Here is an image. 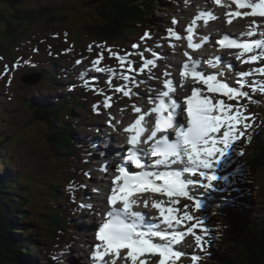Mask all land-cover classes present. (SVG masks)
I'll return each mask as SVG.
<instances>
[{
	"label": "rangeland",
	"instance_id": "1",
	"mask_svg": "<svg viewBox=\"0 0 264 264\" xmlns=\"http://www.w3.org/2000/svg\"><path fill=\"white\" fill-rule=\"evenodd\" d=\"M51 1L57 0H42L39 1V3L43 4ZM63 1L64 3L67 2V0ZM172 3L176 4L175 2ZM205 3L207 4V2ZM173 4L164 3V8H160L156 14L157 19L159 18L161 22L164 23L163 20H168L165 21V26H171L169 23L173 18L171 14L174 8H176L172 7ZM179 5L183 6V4ZM24 6H26V8H32L34 6L38 7L39 5L33 2H28V4ZM7 10L9 11L10 8H7ZM250 14L264 17V10L254 11L252 8L247 9L245 15L240 17V22H234L235 27L239 26L240 29H248V16ZM87 18V16H84L83 21H80V18L77 20L69 19V21H66L67 26L63 25V19L61 17L58 18L61 21L59 28L69 33L71 43H77L73 49L78 46L85 47V45L87 46V49H89L86 50V54H83L82 56H77L76 54V56H74L73 53L69 52L68 48H63V46H61V43L66 39L61 37L63 30L60 29H58L57 32L43 33L41 36H30L28 32H32L33 28H26L23 31V36L13 44L5 46L9 51L8 60L2 62L0 74L4 85L8 87L6 89L8 91L1 92L3 93L1 98L3 99L4 104H7L8 112L6 115L8 114L9 117L4 119V126L1 129L2 136L6 137L3 145L7 147L5 152L7 156L10 157L12 161L18 163V167L21 170H25L26 179H31V182L34 183L33 188L30 186L27 191L29 192V200L31 199L33 202V205H29L28 209L30 211L32 210V213L35 215L40 214V210L45 205L42 197L50 195L52 190L51 185H54L57 181L56 178L58 177L60 181L63 178L64 175L62 174V171L67 166V160L63 157L60 159L56 157L55 151H53L51 145L46 139L45 128L39 124L31 122L29 114L30 105H28V103L35 96L39 97L45 94H50V96L60 95L62 92H54L55 90L52 92L46 90L43 91L44 89H42L40 83L36 86L23 85L17 80L16 70L23 72V74L31 73L29 72L31 70L29 65L32 59L46 58L50 61H56L60 66L59 69L70 67L73 73H75V76L66 74L68 77L61 80L60 83H63L65 86L82 83L78 82L79 80H84L82 77L87 80L88 78H91L97 82L99 80L102 81L101 83L104 86L98 88L97 92L90 94L89 101L86 105L79 108V110H74V114L80 113L84 115V118L86 119L81 123L83 127H76L75 132L79 133L80 137H92L98 134L104 135L105 133L112 134L113 128H115L113 121L117 118V121L121 123V120L124 117V114L120 116L116 112L122 111V109L129 106H136V104L138 105L137 107H140V105L145 104V102L150 105L153 102H157L156 98L162 92L166 91L165 75L160 77L157 72L153 74L150 70L145 71L147 69L146 66H149V62L153 63V61L144 60L141 62L139 57L140 54L137 51L139 49H143L147 53H151V51L149 50V47L144 46L140 41V39L143 38L140 33L136 35L131 34L127 37L126 41L116 42L115 45H111L112 43L89 38L86 34L80 32ZM261 24L264 25V21ZM255 25L256 27L250 28L246 35L257 34L260 31L257 28L259 23H256ZM162 29H165V27H162ZM141 31H149L146 34L151 38H156L158 37V34H163L159 28L154 31L155 33L153 35L150 33L153 31L149 29ZM219 34L221 33L217 32L211 37L214 42ZM163 36L166 41L168 40L171 42L167 33L163 34ZM135 40L138 41V45L136 46L134 43ZM262 41V45L260 46V50L262 49V51L258 53V56L259 59L263 57L261 58L263 61L264 37ZM35 42L40 43L38 49L36 46L32 48V44ZM50 43H57L60 48L46 49V45ZM176 44L180 47L186 46L181 42H176ZM153 46L159 47L157 44H154ZM42 50H46V52L40 53L37 57L32 55L34 53H39ZM211 50H214V47ZM74 51L75 50H73V52ZM173 51L175 52L176 50L173 49ZM48 52H51L52 54ZM60 52L64 53L62 59H60L61 56L58 55ZM158 53H160L159 50ZM10 59H14V61L9 62ZM243 59L245 58L239 57L238 64L245 68L242 71L248 72L251 78L243 79V75L238 79V81L243 82L241 87H237L238 85L234 83V89L233 91L230 90V93H227V90L220 92V95L216 96L208 93L210 99L215 100V107L221 105L223 109L228 110L231 114V124H226L224 132L221 133V136L231 135V139L224 143V148L220 150L221 158L219 161H216L220 170L226 172L221 173L217 179L209 177L208 181L204 182V188H208L209 191L206 190L203 194L197 195V197L201 199L203 198L202 200L206 201L234 203L246 210H248V207H251V209L254 210L253 214L259 215L264 211V167L260 168L257 164H254L250 158L255 153L258 155L262 154L260 161L258 160L256 163L260 164L261 161H264V148L262 147L264 109H262V115L259 114L258 109L259 99L264 98V61H261L260 65L257 66L255 65V59L246 58L245 60L248 61V64L244 66ZM139 63L143 70L138 72L132 67V65ZM91 68L97 70L96 75H88L90 72L89 69ZM118 75H122V80L125 82L131 80L134 87L116 82L115 78ZM177 75L178 73L176 72V76ZM9 86H12V88L10 89ZM114 91L117 92L114 93ZM154 94H156V96L153 97ZM132 97H137L136 103L129 100ZM102 109L109 111L108 114L110 115V119L106 126H101L96 129V126L99 125L103 119L105 121V118L101 119L99 117V111ZM74 114H72L71 122H73ZM65 115L66 113L64 116ZM136 115L124 119V122L120 124L124 131L125 127H127L128 123ZM83 129H88V131H84ZM252 131L254 132L253 136L256 137L255 144L250 145L249 148H241L240 145L244 144L242 137ZM253 146L256 148L255 151ZM259 151H262L263 153H260ZM226 158L228 159L226 160ZM221 161L223 162L220 164ZM82 167H84V165ZM212 179L222 181L224 184L218 185L215 182V184H213ZM61 190L63 192L64 190L72 191L73 187L71 185L69 188L65 189V185H63ZM183 203L184 205H179V208H176L175 210L177 212L184 211L185 213L182 214L191 216L196 222L190 227H187L179 218L180 220H178V223L187 227V229H190L185 232L186 237L191 233L197 239V246H190L194 252L192 251L188 255H185L183 259H188V264H194L200 255V251L213 253L215 249L221 254H227L232 247L231 242L228 239L232 236L230 231H233V227L236 226V221L233 217L234 214L230 217L221 215L217 212H210L205 208L204 202L201 201L198 203L202 208L195 204ZM137 205L140 206L141 204L139 203ZM141 207L144 209V206ZM228 209L231 213L234 212L232 206H228ZM148 211L150 214H153L150 209H148ZM236 215H238L237 212ZM30 216L34 218L31 213ZM76 223L77 222L73 223V228L76 227ZM88 236L90 238L89 232ZM65 241H45L43 244H40L41 246L40 248L38 247L37 252L45 250L46 253H48V250H50L52 254H58L61 250L63 252L71 250V258L72 261L75 262L74 264H92L86 257L84 260L81 259L85 256L84 253H82L81 250L76 249L73 243L69 245ZM183 241L185 244L189 243L188 241L186 242V240ZM90 242H92V239ZM85 247L89 248L92 246L85 245ZM205 253H203L201 257L209 259V257H206L207 255H205ZM181 260L173 259L170 264H183L184 262L178 263V261ZM146 261H142V263ZM70 263L71 262L69 261L65 264ZM151 264H161V258L154 256V261ZM206 264L222 263L208 261Z\"/></svg>",
	"mask_w": 264,
	"mask_h": 264
},
{
	"label": "bare ground",
	"instance_id": "2",
	"mask_svg": "<svg viewBox=\"0 0 264 264\" xmlns=\"http://www.w3.org/2000/svg\"><path fill=\"white\" fill-rule=\"evenodd\" d=\"M247 1V4L250 5L251 7L255 8V9H261L263 8L264 9V0H246ZM211 9L214 11V14H210L211 15V18H215L217 17V15H215L216 13L220 12L222 10V3L221 2H218V3H215L213 5H211ZM231 10H236V8L232 5L231 6ZM241 11V14L244 13V9H240ZM199 16V14L197 13H191L189 15L185 14L184 16H182V23H190L195 17ZM200 18L199 21L203 22L204 19L201 18L200 16L198 17ZM185 19V20H184ZM253 19H259L260 22L262 23L264 21V17H251L249 19V22H251ZM163 21H168V20H163ZM259 22V23H260ZM214 26H217V28L214 30V27L212 26V24L206 26V27H203L201 28V31L205 33L206 36H209V31H207L208 29H213L215 32H222V33H225L226 31H229L231 33H234V26L233 24L231 26H229L228 24H225V23H222L221 21H219L217 24H215ZM251 27H253L252 24H250ZM213 27V28H212ZM258 29H260L261 31H259V36L261 37L262 39V30L264 29V25L263 24H260V26H258ZM233 30V31H231ZM241 33V32H240ZM242 34V33H241ZM212 35V33H211ZM162 38H163V34H161L160 36H158L157 38H154L150 41L149 44H157L159 46V44L162 43ZM260 40L259 38L257 37H254V38H247V41H251L252 44H255L256 46L261 42V41H258ZM252 47H254V45H252ZM151 49H153L152 47H150ZM162 48H163V53H169V51H171V46L168 44V42L165 41L164 44H162ZM260 52V51H259ZM259 52H253L248 56L250 57L251 59L254 58V56L259 53ZM219 52H217L218 54ZM220 54V53H219ZM228 54H232V53H228ZM196 59L198 60V55L197 53L194 54ZM212 55V53H210V56ZM262 58V57H261ZM260 58V59H261ZM259 59V60H260ZM225 60H227L229 63H226V62H223L221 64H219L218 68L216 66L213 67V69L217 72V74H215L214 76V79L216 82H227V84L230 86V79L234 80L237 76H232V74L237 70L238 74L241 73V71L239 70V68L236 66L235 63H233L232 61H230L229 59H227L225 57ZM181 63H185L186 65H188L187 63V59L185 58L184 60H181ZM259 64L261 63V61L258 62ZM231 65V67H227L228 65ZM191 65V64H190ZM217 65V64H216ZM220 67L222 69H220ZM136 69L137 71H141L142 68L140 66V64H137L136 65ZM89 74H96L97 73V70L94 69V68H91L89 69ZM237 74V75H238ZM70 76H75V73L71 72L69 73ZM238 79L240 77H237ZM82 79H85L84 77H82ZM81 79V80H82ZM115 81H119L121 83H124V81H122V79H120L119 77H116L115 78ZM238 81V80H237ZM239 82V81H238ZM132 82H129L128 85H130ZM132 87H134V84H131ZM217 88L218 85H217ZM221 89V88H219ZM179 91L180 92V88L177 90V92ZM191 92V91H190ZM182 97H185L186 95L184 93L181 94ZM190 95V94H189ZM230 95V94H229ZM156 96V94L153 95V97ZM130 101L136 103L137 102V98L136 97H133ZM216 105V103H215ZM138 105L136 104V106H129L125 109H122V111H118L116 112L118 115H123L124 114V117L122 118L121 120V123L124 122V119H128L129 117L137 114V113H140V114H147L148 117L150 118V120L154 117L153 113L149 112L148 111V103L145 102V104L143 105H140V107H137ZM219 114H221L223 117H221V119H217L216 122L218 123V126L215 127L214 131H217V137H220V132L219 130L224 128L225 127V124H228L230 125L231 124V114L229 113L228 110L226 109H223L221 108L220 111L218 112ZM101 117H104L105 118V121L102 123L103 125H106L108 120L110 119V115L108 113H101L100 114ZM226 119V123L225 124H222L223 120ZM120 122L117 121V118L113 121V124L115 125V127H118L119 126V130L122 131L119 136H120V141H125L127 139V133L125 131H123V127L121 125L120 127ZM148 123H150V121L148 120ZM227 139H230V137H227ZM96 144L94 146V154L97 156L98 159H101L102 156H103V159H110V158H113V156H116L117 154L120 153V151L122 150V148H120V151H117L116 148L114 147V144H116V141L119 142V140H115L114 138V135H107L106 138H105V141L108 142V145L106 147V150L105 152H103L100 148H99V145H100V142L102 143L101 140L99 139H96ZM218 157H220V155H218L216 157V159H218ZM117 160H114V162L112 163V166H115L117 164ZM96 164L98 165L99 164V160H96ZM109 164V163H108ZM177 166V165H175ZM186 173V172H185ZM183 171H180L178 173L175 172L174 174V178H181V180L186 184V185H189L190 183V178L187 176L189 175L188 173L185 174ZM184 183H181L182 186L185 187V184ZM217 184H220V185H223L224 183L222 181H217L216 182ZM189 189L186 187V190L188 192L191 193H194V188L191 186V184L189 185ZM199 187H203L201 185H199ZM203 199V198H202ZM176 200V198H169V197H164V196H158V195H147V196H138V197H135L133 198V202H141V204H143L145 206V209H150L153 213H155L159 219L163 220L164 219L166 221L168 220H175L176 218H180L186 225L187 227H190L191 225H193L196 220L194 218H192L191 216L187 215V214H182V213H185L184 211L182 212H177L175 209L176 208H179V203L180 201L176 200L177 202L176 203H173L174 201ZM98 201V200H97ZM99 206H101L102 208H104L106 205L104 203L103 200L100 199L99 201ZM137 209V212H140L143 214V209ZM84 215L88 216V217H94V214L92 213V209H90V207H86V209L84 210ZM150 215H148V213L143 214V217H144V220L149 223V227L151 228V230L153 231H165V229H162L160 223L158 222L157 219L151 221V219L148 217ZM85 217V216H84ZM83 223V224H82ZM82 223L79 222L78 224V228H77V234L79 236H85L83 234V232L85 234L88 233V231L90 230V227L92 226L91 223H89V220L87 219V222L85 220V222L83 221ZM173 223L175 224L176 222L173 221ZM94 224V223H93ZM173 224V225H174ZM179 226V225H177ZM187 227H178V231L177 232H186L190 229H187ZM161 229V230H160ZM90 233V232H89ZM160 234V233H158ZM171 237V236H169ZM183 238H181L180 240H178V244L176 243L175 245H173V248L174 249H179L180 251L182 252H185L186 250L187 251H193L192 249H190L188 246H184V241H181ZM187 241L190 243V245H195L197 246V239L196 237L193 235V234H188L187 237H186ZM170 242L168 241H160V240H155L153 238V241H151V244L153 246H157L159 248H161L160 251L158 252H161L164 248H167V247H170V243H172V240L169 239ZM150 242V241H149ZM77 247V246H76ZM172 247V246H171ZM98 251V250H94V248L90 251H88L87 253V257L89 258V260L93 259L94 261H98L99 258H93V256L95 255V252ZM156 251L154 250H145L144 253L142 254H138V256H130L128 258H126L127 262H129V264H141L142 261H146L142 264H151L152 260H154V256H155V253ZM162 253V252H161ZM158 254V253H157ZM121 258L124 257V255H120ZM66 258H69L67 256H65L63 258V261L64 262H67L68 260H66ZM125 259V258H123ZM111 258H105L103 259L102 261L103 262H106L107 261V264H110L108 263V261H110ZM70 261V260H69ZM161 264H170L171 261L170 259L168 258H163L161 260ZM180 262H184L183 264H188V259H183V261H180ZM118 264V263H116Z\"/></svg>",
	"mask_w": 264,
	"mask_h": 264
},
{
	"label": "trees",
	"instance_id": "3",
	"mask_svg": "<svg viewBox=\"0 0 264 264\" xmlns=\"http://www.w3.org/2000/svg\"><path fill=\"white\" fill-rule=\"evenodd\" d=\"M16 2L19 1H15V3ZM112 5L114 6V9H117V11L113 10V24H110L111 29L105 30L101 28V31L95 29L96 33L94 31H90L91 36H93L94 34L100 35L105 33L109 34L106 35V37L112 36L113 31H118L127 24L126 21H133L137 18V15L130 14L128 12V9L121 5L117 0H112ZM13 23L14 19H10L8 14L0 13V38H11L13 40L17 39V35L21 34V32L18 31L21 23H17L16 25H14ZM37 110L38 111L35 115V118L37 120L39 119L45 122L46 117L51 118L55 116V109L37 108ZM0 118H2L1 114ZM56 127L57 126L52 123L49 129L50 131H54ZM69 133L70 130L68 129L67 134ZM0 136L1 148V144L4 141V138L2 136V133H0ZM49 139L50 141H53L51 138ZM67 150L71 151L72 153L74 152L71 149V145H69V141ZM74 161L75 159L72 162L73 164L75 163ZM5 163H8V160H6L4 156H0V164L5 165ZM5 181H7V184L4 181L0 180V250H7L6 253H10L11 259L7 260L8 262L6 263L3 259L5 257L0 251V264H41L42 261L32 254V251L35 249V247L28 248L34 242L33 236L29 235L27 237H24V235H22L23 233H15L14 231V228L16 226H22L20 224L22 220L20 221L19 219H17V215H19L22 219L27 220V217H24L26 211L23 209L24 202L22 201L24 199V186L18 185L13 188L10 187L11 179L5 178ZM53 191L54 193L52 192L49 198H54V200H51L49 198L47 199L51 202H58L55 204L57 209L55 210V208H53L52 210L47 211L45 215H42L41 219L36 220V228L37 230H40L37 231L40 234L39 236L46 235L49 237L52 234H57L59 223H61L62 219H64V211H60V209L62 208L59 207V205L61 204V202H64L65 199L62 197L63 195L56 190V188L53 189ZM54 212L57 216H55ZM254 217L255 216L251 218ZM251 222H256L254 227L256 231L249 230L251 227L244 223L239 227V231H233L234 241L239 245L240 248H242L243 253L238 256H242V258H239V260L237 259L238 257H232L233 259L227 260L228 264H264V219L259 222V225L257 224L256 218L255 220L251 219Z\"/></svg>",
	"mask_w": 264,
	"mask_h": 264
}]
</instances>
